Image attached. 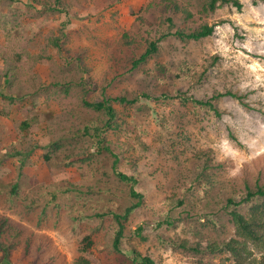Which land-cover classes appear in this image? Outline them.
<instances>
[{"label":"rangeland","instance_id":"rangeland-1","mask_svg":"<svg viewBox=\"0 0 264 264\" xmlns=\"http://www.w3.org/2000/svg\"><path fill=\"white\" fill-rule=\"evenodd\" d=\"M38 1H0V219L7 217L1 241L9 247L8 262L67 264L86 234L93 238L91 264H134L132 248L155 264L217 262L226 253L195 255L178 244L205 246L210 239L231 236L233 227L221 212L225 199L239 197L244 185H264V0H238L239 9L229 3L212 12L203 11L206 0H125L112 6L110 0H64L54 8ZM166 17L172 18L173 30L207 23L214 25L213 33L199 40L168 37L157 55L129 70L148 34L166 27ZM123 32L130 43L122 40ZM158 61L171 73L161 84L150 82ZM187 65L193 72L184 78ZM63 74L96 86L89 97H98L103 87L108 95L148 91L159 97L115 105L118 132L109 138L126 145L129 164L122 162L119 169L135 171L141 178L136 189L143 193L126 222L120 251L111 247L108 217L100 224L74 218L80 215L74 211L77 201L73 204L65 186L92 183L83 175L87 169L66 163L65 146L47 147L92 112L79 101L80 86L69 95L60 90L40 96L35 104L16 98L22 88L52 83V75ZM226 89L243 95L249 106L219 97L212 100L221 113L217 117L176 95L181 91L205 100ZM24 119L31 120L28 128L21 127ZM33 143L38 147L20 170L19 156L12 152ZM93 179L97 185L103 178ZM13 181L17 188L11 195ZM50 191L58 198L47 205ZM166 217L172 220L169 226ZM137 225L140 237L134 234Z\"/></svg>","mask_w":264,"mask_h":264},{"label":"trees","instance_id":"trees-1","mask_svg":"<svg viewBox=\"0 0 264 264\" xmlns=\"http://www.w3.org/2000/svg\"><path fill=\"white\" fill-rule=\"evenodd\" d=\"M3 1V0H0ZM50 5L47 1H38L47 7H56L57 4H63L64 0H52ZM125 0H110L111 6ZM169 1V0H167ZM37 2V3H38ZM231 4L239 9L241 3L238 0H206L203 6V11L212 12L216 8L224 4ZM29 4H33L30 1ZM175 6V4H173ZM63 8V7H62ZM138 22V20L136 19ZM166 27L157 30L154 28L153 33L148 34L145 38V45L142 51L136 56L132 57L129 70H134L141 64L148 62L149 59L157 55L161 43L168 37H176L181 41L186 40H199L201 38L210 36L213 33L214 25L204 23L197 28L184 31L181 29H174L172 18L166 17ZM63 25H66L65 23ZM64 31H61L63 35ZM124 42L130 43L126 32L122 34ZM53 44L57 47L58 43L54 39ZM214 60V58H213ZM212 60V62H213ZM183 77L187 78L193 71L190 65L186 66ZM52 75V83H40L35 87L26 86L18 92V99H28L33 104L37 102L40 96L46 97L54 94L60 90L63 95L72 94V88L80 86L82 93L79 101L83 108L92 111L86 116L80 118L75 125L66 129V132L61 133L58 137L48 141V146L52 149L65 146L63 148L68 152L66 163L76 164L78 168L87 169L83 175L86 182H92L85 187L83 183H67L65 190L72 196L73 204L77 201L75 206L76 212L80 215L74 217L78 219L94 218L98 224L103 222L105 218L111 220L113 224V235L111 239V247L120 251V244L124 238V229L127 220L131 214L143 202V193L136 189V185L141 180L140 176L135 171L127 173L119 169V165L124 162L129 164V160L124 157L123 150L126 145L117 143L113 138H109V134L118 132V124L116 119L118 117L115 105H133L141 99L156 98L148 91H142L128 96L125 93H115L114 95L106 94L105 88H101L98 97H89V94L96 90V86L90 88L89 81H82V79H72V76L63 74L61 76ZM171 73L166 65L161 62H153L151 69V83L161 84L168 78H171ZM56 80H55V79ZM8 79V78H7ZM29 83L33 81L32 75L26 78ZM43 82V81H42ZM62 86V87H61ZM61 87V89H59ZM163 98H170L171 95L161 92ZM182 103L190 102L201 108H207L212 111L217 117L221 115L215 103L216 100L222 96H230L239 99L242 105L248 107V103L243 102V95H240L231 90L218 91L210 99H196L191 95H186L181 91L176 93ZM55 96V95H54ZM9 100H14V97H6ZM21 127L28 128L31 124L30 119H24L20 122ZM116 143V144H115ZM38 147L37 143L28 145L23 149H14V155L19 156V169L28 156L33 152L34 148ZM4 152L7 149L4 148ZM11 154V152H8ZM75 157V159H72ZM45 159L49 158L46 153ZM17 177H20L19 173ZM93 178L99 180L103 178L100 184L94 185L96 182ZM93 184V185H92ZM196 186L192 182L188 184V189L193 191ZM17 181H13L10 186V194L16 193ZM199 190V189H198ZM197 190V192H198ZM67 196V195H66ZM58 198L54 191H50V199L47 205ZM176 204L180 205L182 199H177ZM56 204V203H55ZM247 205L246 212L240 211V208ZM46 204L43 205V208ZM73 211V210H72ZM223 214L227 215V220L233 227L231 236L225 239H210L205 246L196 243L188 245L186 243L178 244L181 247L188 248L195 255L202 254H223L217 262L212 263L202 259H196L191 264H264V185L255 183L253 186L244 185L241 195L237 198L228 196L225 199V204L222 207ZM73 218V217H72ZM7 217L0 219V252L3 254L0 258V264H12L9 260V247L1 241V236H5L7 225L5 222ZM168 226L172 223L171 218H164ZM160 221L157 226L159 227ZM142 226L137 225L134 234L138 237L141 236ZM143 238V237H142ZM93 245V238L90 234L82 235L77 241L76 254L71 258L67 264H91V256ZM131 262L134 264H155L154 259L148 255L139 252L136 249H130Z\"/></svg>","mask_w":264,"mask_h":264},{"label":"crops","instance_id":"crops-1","mask_svg":"<svg viewBox=\"0 0 264 264\" xmlns=\"http://www.w3.org/2000/svg\"><path fill=\"white\" fill-rule=\"evenodd\" d=\"M0 37H1V35H0ZM4 39V38H3Z\"/></svg>","mask_w":264,"mask_h":264}]
</instances>
